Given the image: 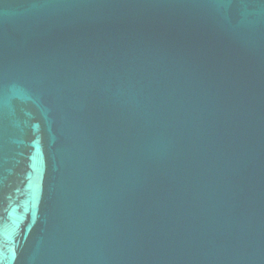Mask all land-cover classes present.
<instances>
[{"label":"water","instance_id":"water-1","mask_svg":"<svg viewBox=\"0 0 264 264\" xmlns=\"http://www.w3.org/2000/svg\"><path fill=\"white\" fill-rule=\"evenodd\" d=\"M0 264H264V0H0Z\"/></svg>","mask_w":264,"mask_h":264}]
</instances>
